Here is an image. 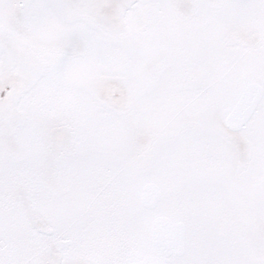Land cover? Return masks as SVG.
Masks as SVG:
<instances>
[{
	"label": "snow or ice",
	"instance_id": "6c2138e0",
	"mask_svg": "<svg viewBox=\"0 0 264 264\" xmlns=\"http://www.w3.org/2000/svg\"><path fill=\"white\" fill-rule=\"evenodd\" d=\"M0 264H264V0H0Z\"/></svg>",
	"mask_w": 264,
	"mask_h": 264
}]
</instances>
